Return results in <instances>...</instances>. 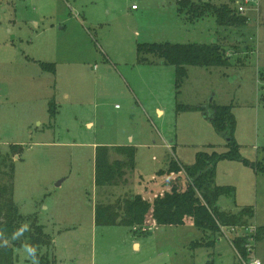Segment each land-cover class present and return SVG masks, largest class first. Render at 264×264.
<instances>
[{"label":"rangeland","instance_id":"rangeland-1","mask_svg":"<svg viewBox=\"0 0 264 264\" xmlns=\"http://www.w3.org/2000/svg\"><path fill=\"white\" fill-rule=\"evenodd\" d=\"M262 9L259 0L245 13V26L230 27L212 15L191 21L178 0H0V154L15 163L14 179L0 172V184L13 182L20 213L36 217L54 239L40 249V264H243L223 233L212 247L192 248L206 234L190 222L158 226L150 218L149 233L140 234L96 225L94 211L98 202L132 193L153 201L169 187L158 180L171 159L192 164L199 151L227 150L204 111L178 112V104H231L241 153L251 160L263 155ZM223 36L224 48L238 39L233 46L241 52L227 67L190 66L179 92L174 65L137 61L141 42L212 43ZM97 145L136 147L127 184H95ZM221 166V180L236 192L219 206H252L250 225H264V176L240 162ZM24 245L15 249L14 264H30ZM256 252L263 260L264 240Z\"/></svg>","mask_w":264,"mask_h":264},{"label":"trees","instance_id":"trees-1","mask_svg":"<svg viewBox=\"0 0 264 264\" xmlns=\"http://www.w3.org/2000/svg\"><path fill=\"white\" fill-rule=\"evenodd\" d=\"M178 11L186 12L191 21L203 19L209 15L216 18L221 26H245L249 17L240 14L228 4H214L210 0L200 3L191 0H178ZM137 61L143 64H154L158 60L176 68V89L179 92L188 77L190 66L227 67L230 56L226 48L219 43H174L141 42L137 46ZM158 59V60H157ZM48 71H55V64L40 63ZM260 77L264 79V71ZM50 103V111L52 110ZM208 107V108H207ZM204 105L178 104L177 111L202 110L211 120L213 126L226 140L227 150L218 152L199 151L192 164H183L176 158L169 162L168 169L160 170L159 175L172 178L168 189L159 193L153 201L140 193L116 197L107 202L95 205L96 225H123L133 229L135 233H149L147 223L151 218L152 224L158 226H180L190 222L201 229L206 236L191 243L192 248L212 247L217 241V235L222 234V227H246L255 216L252 206H245L237 212L222 209L219 199L228 195L235 197L236 188L233 185H219L216 181L217 166L220 161H238L251 167L256 173L264 176V148L263 155L251 160L241 153V147L234 133L236 119L231 104L210 103ZM57 109L55 110V114ZM52 111V115L55 117ZM113 153L120 155L113 158ZM136 147L132 145H97L95 149V184L98 187L121 186L128 182L129 171H134ZM6 167L9 171H3ZM15 163L9 154H0V172L10 175L14 179ZM182 177L185 178L183 183ZM28 224L26 231L18 240H11L13 232ZM0 230L9 238V246L0 247V264H14L16 248L23 244L37 248V255L42 262L39 251L43 246L52 243L51 236L45 232L44 226L38 224L37 218L24 216L14 200L13 182L0 184ZM256 242L264 240V225L257 226ZM247 236H236L233 240L235 248L246 256Z\"/></svg>","mask_w":264,"mask_h":264},{"label":"built area","instance_id":"built-area-1","mask_svg":"<svg viewBox=\"0 0 264 264\" xmlns=\"http://www.w3.org/2000/svg\"><path fill=\"white\" fill-rule=\"evenodd\" d=\"M259 0H234V6H232L236 12L240 14H245L248 9L251 8V6L258 5ZM135 8V6L133 7ZM256 225H249L246 227H237V226H231V227H222V233L228 238V240L231 242V244L234 246L233 240L236 236H247V243H246V249L247 254L246 256H243L236 248L235 251L238 255L239 260L243 264H264V262L261 260V258L258 257L256 253V240H255V232H256ZM228 231L231 233H234L235 236L231 238L228 234Z\"/></svg>","mask_w":264,"mask_h":264},{"label":"crops","instance_id":"crops-1","mask_svg":"<svg viewBox=\"0 0 264 264\" xmlns=\"http://www.w3.org/2000/svg\"><path fill=\"white\" fill-rule=\"evenodd\" d=\"M263 10V13H264V9H262ZM232 35V34H231ZM221 39V40H220ZM220 39H218L216 42H214V43H219V44H221V45H223L222 43L224 42L223 41V39H225V36H223V37H220ZM235 41L236 42H241V41H239L238 39H236V40H231V45L232 46H230L231 48H227L226 50H227V54L229 55V56H231L232 55V53H237V52H241L240 51V47L238 48V47H236V46H233L234 44H235ZM213 43V42H212ZM233 47V48H232ZM232 49H234V50H232ZM229 50H231V51H229ZM248 50H250L249 52H252L253 51V47H250L249 46V48H248ZM158 112H159V114L160 115H163V110L161 109V108H158ZM161 112V113H160ZM227 141V140H226ZM109 146H112V145H109ZM226 146H227V142H226ZM178 160V159H177ZM223 162H225V161H220L219 163H218V166H217V177H216V181H217V183L219 184V185H230V184H228V183H224V181L225 180H221V173H222V169L224 170V168H221L222 166H221V163H223ZM228 162H230V163H239L238 161H228ZM241 163V162H240ZM224 173V172H223ZM160 176V175H159ZM163 177H162V179H160V180H158L159 182H161V186H168V183L171 181L172 182V178H167L166 177V175H165V177H164V175H162ZM227 182V181H226ZM159 188V187H158ZM94 215H95V211H94ZM52 241H54V239L52 238ZM231 243V242H230ZM134 245L136 246V248L138 249V248H140V242H138V241H135V243H134ZM232 245V244H231ZM233 246V245H232ZM235 249V248H234ZM257 253V252H256ZM262 260V259H261ZM264 260V259H263ZM262 260V261H263ZM264 262V261H263Z\"/></svg>","mask_w":264,"mask_h":264},{"label":"clouds","instance_id":"clouds-1","mask_svg":"<svg viewBox=\"0 0 264 264\" xmlns=\"http://www.w3.org/2000/svg\"><path fill=\"white\" fill-rule=\"evenodd\" d=\"M29 225L24 223L17 228L12 236L11 240H18L26 231H29ZM9 238L4 235L3 230H0V247L9 246ZM25 258L30 260V264H40L39 256L37 255V248L33 245L25 244L24 245Z\"/></svg>","mask_w":264,"mask_h":264}]
</instances>
